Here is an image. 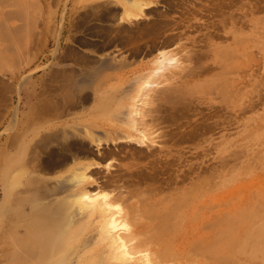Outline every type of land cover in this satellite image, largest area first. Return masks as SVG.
<instances>
[{
	"label": "rangeland",
	"instance_id": "rangeland-1",
	"mask_svg": "<svg viewBox=\"0 0 264 264\" xmlns=\"http://www.w3.org/2000/svg\"><path fill=\"white\" fill-rule=\"evenodd\" d=\"M0 1V230L2 226L6 228L4 235H2V241L0 239V264H147L146 262L142 263L145 260L144 253L136 254L138 256H135L134 261L121 263L122 261L118 259L119 257L111 252V247L107 240L102 239L99 234L100 219L97 213L93 212L90 215L79 211L76 207L66 209L60 206L62 197L71 195L73 191L71 183L64 182L66 180L65 177L71 173L70 169L79 168L80 162L84 164L85 161V165L95 164L98 166L97 168L92 169L90 167L91 170H86V172H90L86 173L87 176H93L94 179L90 177L92 180L90 184L87 183L81 187H76L75 191L77 193L86 189L87 193L90 194L91 192L90 196H98L101 191L116 193L118 190L113 184L109 185V187H107L108 185L102 188L99 187V189H97L98 186L94 187L95 184L104 185L107 177L113 173L114 179L118 178L119 186L126 183V180L129 182L123 185L126 188L125 191L123 189L125 197L116 201L126 212V216L123 217L121 214L120 219L122 223L127 225L128 229H135V224L139 221L144 223V220L145 222L148 220L147 214L143 211H138L139 215H137V212L135 213L136 215L134 214V217L137 216L136 219L132 216H127V212L130 209L129 205H140L141 202L153 200V196L155 200H165V204L170 207L174 204L173 211L175 213L172 212V219H169V217L163 221L166 228V234L164 233L166 235L165 240L170 243L167 246L170 247L172 256L165 257L161 264H264V0H156L157 3L154 4L153 8L151 7L152 10L151 8L145 10L142 15L143 21L141 19L137 20L138 22H129L122 19L124 11H122L121 0L118 3H116L117 1L112 3L111 0H109L111 3L103 0H91L88 3L90 5L84 8L85 10L81 7L82 5L79 6V4L75 3L73 9L79 7L82 8V12L95 13V16L108 7L117 8V13L115 14L117 17L119 16L118 13H121V19L112 20L109 25L97 28L105 29V35L98 32V34L95 33L96 37L95 34H81L76 38L62 29L65 18L68 21V17L70 18L73 14L71 0H59L58 3L45 1V35L41 32V3L33 0ZM7 3L13 4L9 6ZM7 12H11L13 19H7L9 18L8 14H6ZM12 13L14 14L12 15ZM150 23L153 25L151 24L150 26ZM1 24L3 25L1 26ZM166 24L167 26L171 24V26L166 28ZM161 27L165 31L157 30L161 29ZM120 28L123 34L120 33L121 35L116 34L114 36ZM95 29L93 28L92 30L97 31ZM107 29H112L113 31ZM125 29H127L128 33ZM107 33H109V36H107ZM148 33H151L152 35H150L154 37H151ZM171 35H176L177 38L171 42L172 45L170 43L162 44L164 39ZM149 36L150 38L148 39ZM128 37L131 39H128ZM153 39L155 40L153 41ZM12 41L14 42L11 43ZM137 41H140V43H137ZM63 42L67 45L75 43L86 48L85 51H77L75 47H70L68 49L73 52H65L67 58L73 59L75 54L80 57L79 59L76 56L74 59L81 60L82 68L80 71L84 73L76 77L77 79L80 76L77 79L78 81L75 82L76 85H80L79 81L93 82L94 76L97 77L98 75L107 79L104 83L105 85L101 86L103 88L98 93L91 86L87 88V94L90 95L91 99L88 100L89 104L81 108L83 113H81L79 108L70 109L61 97L59 100L55 99V95L64 93V90L59 88L60 82L56 84H59V87H57L50 81L45 82V79L42 78L43 75L52 74L53 71L54 74L58 73L57 67L52 65V60L57 59L60 44H63ZM94 42L99 45L104 42L105 47L103 46L102 48L105 49L95 51L94 46L98 44H93ZM121 42L123 43L120 44ZM151 42L153 43L152 45ZM90 44L93 45L90 46ZM127 45H131V47ZM154 45L157 48L151 51L148 47ZM124 46H126L125 49ZM129 50H134V53ZM223 51L231 55L224 54L226 58H222V55L216 58V52H221L222 54ZM196 52L202 54L205 52L204 55L207 57L205 56L204 61L206 60L209 63L219 61L216 69L194 80L197 82L196 84L200 85L208 83L205 88L202 91L200 90V92H193L194 94L192 95L183 96L181 103L173 111L176 118L173 115L170 119L171 121L166 120L155 125L150 124L151 128L148 132H141L144 130L142 127L140 128L141 122H137L135 125V128L139 129L138 131L131 129L128 126L129 104L127 105V102L133 93L138 90V87L142 89L137 101H139L138 104L141 105L140 108L143 111L156 107V105L151 103L155 96L160 94L173 95L171 88L175 85L173 84L174 81H171L169 76L159 77L157 75L160 73L158 68H160L162 63V55L171 54L174 56L173 62L171 64L166 63V65L171 66L177 72L180 69L176 68V65L184 67L189 64V61L184 59L185 54L188 53L189 55L191 53L190 55H194ZM80 53H83L81 55L83 57L80 56ZM71 55L72 57H70ZM123 56H127L125 61L122 60ZM229 56L233 59L229 60ZM175 58L180 59L177 61ZM105 59L109 60L105 62ZM88 60L91 65L95 66L97 64V69L87 68L86 66L83 68L84 62ZM229 62L231 64L228 65L227 63ZM114 63L116 65L115 68L113 67ZM55 64L58 63L55 62ZM220 67L224 69H219ZM221 70L224 71L222 72ZM94 71L97 72L95 73ZM162 72L167 74L169 71L164 70ZM224 72H227L225 73L226 75H224ZM219 74H221L220 76L223 79L215 83H226V81L228 82L227 84L230 83L229 85L224 84L226 86L224 90L227 91V87H229L228 91L236 90L234 96L230 95L229 92L227 97L224 94V99H221L223 97L221 95L224 92L218 95L219 90H213L215 89L213 80ZM75 83L72 84L75 85ZM209 85L211 87L208 89ZM149 93H152L153 96H150ZM100 97L105 98L101 99ZM186 97H189L188 100ZM193 98L195 99L193 100ZM227 99L230 101L228 102ZM53 101L55 103H58V101L62 102L59 103V106L52 109L49 105L54 103ZM182 102L184 105H182ZM214 103L224 106V109L217 116L211 113V106ZM187 104H189L188 107ZM166 105L171 108L168 103ZM251 105L252 108H250ZM52 112L63 113L61 120L58 123L50 122L45 124V113L52 115L54 114ZM65 114L68 116V120H66ZM221 117L226 120H222ZM145 119L151 122L152 116ZM167 121L170 123H167ZM88 122L91 124V131L94 133L95 138L103 143L100 146L101 149L97 145L92 146L93 154L80 155L78 152L81 144L85 145L86 142H90L89 139L82 135L84 134L82 131H85L84 128ZM72 127L75 129H72ZM67 130H70L72 135L69 136L71 139L68 138L65 141L64 134ZM150 130L155 132V134L150 135L153 134ZM128 133L132 134L133 137L127 139ZM144 133L147 137V142L142 140ZM68 143L75 144L73 152L76 153V158L72 159L73 161H69L68 167L55 166L54 170L52 168L50 170V167L47 168L49 161H53L52 159L55 158V155L57 158L58 153L62 157L69 154L71 157L68 156L72 158L73 154L71 153L73 152L68 149ZM122 143L125 145H122ZM126 144L128 145L126 146ZM142 144H146V147ZM150 144L153 145L151 146ZM132 145L135 146L130 147ZM53 146L54 150L52 149ZM149 147L157 150V155L154 158L148 156ZM128 148L132 149L129 150ZM106 150L107 152L108 150L114 151L116 155L113 154L112 157L106 156L104 159H102L103 157L99 159L98 157H101L102 153L105 154ZM115 150L120 152L121 156ZM49 152L51 155H47ZM136 153L140 155L137 156ZM77 154H79L78 157ZM44 160L45 167L42 168L41 166L39 168L37 165L42 164ZM112 169L113 171H111ZM120 171L121 173L118 174ZM140 171H142L141 174L136 173ZM27 173L35 177H42L48 181L51 179L49 182L53 185L56 181L60 182L59 184L55 183V186L56 184L60 186H56L55 189H61H58V191L54 189V195L52 191L45 190L41 194L33 190L34 187L31 190L27 189L25 185L26 181L28 182ZM122 173L128 174L123 177L125 181L122 178ZM100 174H107L108 176H101ZM95 177L99 180L95 179ZM93 181H95V184ZM65 185L66 187L64 188ZM67 185L70 186V189H68ZM141 191L142 193L140 194ZM12 192H18V201L11 202L9 200L6 202V196L10 197ZM187 192L192 195H188V197L195 198L196 195L202 194L203 199L200 201L195 199L191 206H187L188 208L179 207L178 198L181 201V198L185 197ZM182 203L183 201H181ZM202 203L203 205L206 204L204 205L205 208ZM224 203L228 204L225 205ZM213 204H216L215 207ZM161 205H158V207L162 208L165 206ZM257 205H259L258 208L256 207ZM250 207L251 209H249ZM183 210L187 211L186 216ZM202 210H204V213H201L203 212ZM257 210L258 213H256ZM190 212L192 213L190 214ZM212 213L217 216L212 215ZM224 213L231 214L226 215V218H221V215L225 216ZM2 215H4L3 219ZM220 218L224 220L220 221ZM197 219L198 221L201 219L200 224ZM38 220L43 224L46 223V231L49 233L46 236L48 237L45 236V232L40 235V232H42L40 229L43 224L40 225ZM182 220L184 221L182 222ZM190 220H194L195 223ZM196 222L199 225H196ZM226 222L227 224H225ZM35 223L40 226H37V228ZM233 223L235 225H232ZM200 225H203V229L205 228L204 226L206 228L203 230ZM44 226L43 231H45ZM189 227L191 228L189 229ZM231 227L236 228L235 230L232 228L231 231L229 229ZM32 228H36L35 232H33ZM222 229L225 231L224 234ZM229 231L231 232L229 233ZM28 232H31V238L29 237L30 234H27ZM217 234L224 236H217ZM207 236L208 238H206ZM32 237L37 238L40 243L45 242L44 238L47 239V254H45V248L42 251L40 243L38 242L39 244L36 245L37 240ZM39 237L42 239H39ZM171 237H173L172 240H170ZM63 240L66 241L61 244ZM32 241H36L34 242L35 245ZM211 242L217 243L212 244ZM218 242L220 243L218 244ZM59 243L60 246H58ZM129 244L130 248H132V242ZM179 244L181 245L179 246ZM18 245L19 248L17 249ZM209 245L213 247L210 248ZM149 248L148 252L152 254L154 248L152 246ZM191 248L195 250L191 251ZM24 249L25 256H23L24 253L22 252ZM31 249L33 252L36 250V252L33 254ZM185 249L186 251L183 252ZM204 250L205 253H203ZM214 251H216L215 254ZM222 254H224L225 258H222Z\"/></svg>",
	"mask_w": 264,
	"mask_h": 264
},
{
	"label": "bare ground",
	"instance_id": "bare-ground-1",
	"mask_svg": "<svg viewBox=\"0 0 264 264\" xmlns=\"http://www.w3.org/2000/svg\"><path fill=\"white\" fill-rule=\"evenodd\" d=\"M27 1H29V0H27ZM5 2V1H4ZM7 2V1H6ZM9 2V1H8ZM171 2V1H170ZM0 3H1V1H0ZM33 3V2H32ZM120 3H122V11H124L123 12V17H122V19H125L126 21H129V22H133V21H137V20H141L142 19V15L145 13V10H148V9H150L151 7L153 8V6H154V4H156L157 2H156V0H121L120 1ZM7 4H9V3H7ZM13 3H10L9 4V6L10 5H12ZM180 4V3H179ZM1 5V4H0ZM17 5V4H16ZM6 6V5H5ZM23 7V6H22ZM119 7V6H118ZM173 7V6H172ZM4 8V7H3ZM152 8H151V10H152ZM7 9H9V8H7ZM23 9H24V7H23ZM116 7H112V8H107L106 10H104L103 12H101V18H104L105 19V17H109V16H111L112 18H116L117 17V15H115L117 12H116ZM4 10V9H3ZM25 10V9H24ZM7 11V10H6ZM10 11V10H9ZM12 11V10H11ZM30 11V10H29ZM3 12H5V11H3ZM151 12V11H150ZM155 12V11H154ZM195 12V11H194ZM24 13V12H23ZM88 13V12H87ZM6 14H8V17L9 18H7V19H9L10 20V18L11 19H13V17L11 16V12H7ZM6 14H4V15H6ZM14 13H12V15H13ZM26 14V13H25ZM119 14V13H118ZM25 16V15H24ZM27 16V15H26ZM85 16V15H84ZM98 16V15H97ZM5 17H7V15L5 16ZM14 18H15V16H14ZM23 18H25V17H23ZM28 18V17H27ZM86 18V17H85ZM88 18V17H87ZM2 19H3V17H2ZM89 19V18H88ZM103 19V20H104ZM108 19V18H107ZM111 19V18H110ZM119 19V18H118ZM121 19V18H120ZM96 20V19H95ZM113 20V19H112ZM14 21V20H13ZM27 21V20H26ZM100 21H102V20H100ZM114 21H116V20H114ZM142 21H143V19H142ZM145 21V20H144ZM154 21H156V20H154ZM160 21V20H159ZM138 22V21H137ZM136 22V23H137ZM141 22V21H140ZM157 22H158V20H157ZM157 22H156V25H157ZM165 22H167V21H165ZM171 22V21H170ZM7 23H8V20H7ZM160 23V22H159ZM81 24V23H80ZM146 25H147V23H145ZM151 24L152 23H150V26H151ZM3 24H1V26H2ZM5 25V24H4ZM77 25V24H76ZM82 25V24H81ZM138 25V24H137ZM141 25H143V24H141ZM153 25V24H152ZM92 26V25H91ZM98 26V25H97ZM131 26V25H130ZM155 26V25H154ZM158 26V25H157ZM156 26V27H157ZM165 26H167V24L165 25ZM164 26V27H165ZM171 26V24L169 25V26H167L166 28H168V27H170ZM77 27V26H76ZM149 27V26H148ZM82 28V27H81ZM93 28H96L95 30H97V31H94V30H92ZM97 28H100V26L99 27H92V28H89V30H90V33H92L93 35L95 34V33H97L98 34V32H100V33H102L103 35H105L104 34V30L105 29H97ZM151 28V27H150ZM130 29V28H129ZM154 29H156V28H154ZM8 30V29H7ZM107 30H110V29H107ZM106 30V31H107ZM127 29H125V31H126ZM142 30V29H141ZM147 30V29H146ZM150 30V29H149ZM157 30H163L162 29V27H161V29H157ZM167 30V29H166ZM3 31V30H2ZM6 31V30H5ZM14 31V30H13ZM110 31H113L112 29L110 30ZM117 31V30H116ZM116 31H114V32H116ZM144 31H145V29H144ZM143 31V32H144ZM155 31V30H154ZM163 31H165V30H163ZM127 32V31H126ZM125 32V33H126ZM142 32V33H143ZM151 32V31H150ZM162 32V31H161ZM5 33V32H4ZM90 33H89V35H90ZM111 33V32H110ZM120 33H122L123 34V32H122V29L120 28V30L118 29V32H116L115 33V35L114 36H116V34H120ZM128 33V32H127ZM129 33H130V31H129ZM157 33V32H156ZM109 33H107V36H109L108 35ZM112 34V33H111ZM149 34V33H148ZM148 34H146V35H148ZM151 34V33H150ZM149 34V35H150ZM153 34H154V32H153ZM4 35V34H3ZM121 35V34H120ZM119 35V36H120ZM126 35V34H125ZM131 35H132V33H131ZM131 35H129L128 34V36L129 37H131ZM152 35V34H151ZM150 35V36H151ZM159 35V34H158ZM113 36V35H112ZM133 36V35H132ZM150 36L148 37V39L150 38ZM154 36H155V34H154ZM154 36H151V37H154ZM160 36H162V35H160ZM218 36V35H217ZM95 37H96V34H95ZM101 37V36H100ZM122 37V36H121ZM124 37V36H123ZM126 37H127V35H126ZM128 37V39H131V38H129ZM146 37V36H145ZM222 37V36H221ZM103 38V37H102ZM111 38V37H110ZM125 38V37H124ZM133 38V37H132ZM175 38H176V35H174V36H168L167 38H165L164 39V42L162 43V44H171V42H173V40H175ZM8 39V38H7ZM6 39V40H7ZM104 39V38H103ZM105 39H109V38H105ZM145 39V38H144ZM156 39V38H155ZM155 39H153V41L155 40ZM177 39V38H176ZM221 39V38H220ZM85 40V39H84ZM98 40V39H97ZM120 40H121V38H120ZM135 40H137V39H135ZM134 40V41H135ZM157 40V39H156ZM4 41V40H3ZM10 41V40H9ZM81 41V40H80ZM87 41H88V39H87ZM105 41V40H104ZM7 42V41H6ZM14 41H12L11 43H13ZM82 42V41H81ZM112 42H113V40H112ZM111 42V43H112ZM115 42V41H114ZM140 43V41H137V43ZM97 42H94L93 44H96ZM104 43V42H103ZM101 44L100 43V45L98 44V45H95L94 46V49H95V51H102V50H104L105 48H102L104 45H105V43L104 44ZM123 42H121L120 44H122ZM125 44H126V42H124ZM128 43H130V42H128ZM134 43V42H133ZM148 43H149V41H148ZM81 44V43H80ZM83 44H84V42H83ZM93 44H90V46L91 45H93ZM119 44V45H120ZM130 44H132V43H130ZM143 44V43H142ZM145 44V43H144ZM153 43L151 42V45H152ZM14 45H15V43H14ZM108 45H110V44H108ZM156 45V44H155ZM155 45L154 46H151V47H148V48H150V50L152 51V50H155V48H157V47H155ZM172 45V44H171ZM12 46H13V44H12ZM106 46H107V44H106ZM128 46V45H127ZM130 47H131V45H129ZM128 46V47H129ZM133 46V45H132ZM139 46V45H138ZM161 46H163V45H161ZM6 47V46H5ZM105 47V46H104ZM108 47V46H107ZM125 47L126 46H124V49H125ZM142 47V46H141ZM168 47V46H167ZM10 49V48H9ZM123 49V50H124ZM129 49V48H128ZM138 49V48H137ZM3 50H4V48H3ZM67 50V49H66ZM93 50V49H92ZM131 50V49H130ZM129 50V51H130ZM142 50V49H141ZM68 51H71V50H68ZM134 51V50H133ZM133 51H130L131 53L133 52ZM181 51V50H180ZM71 52H73V51H71ZM184 52V51H183ZM186 52V51H185ZM191 52V51H190ZM134 53V52H133ZM189 53V52H188ZM188 53H184L186 56L184 57L183 55H182V57H184V59L186 60V61H189V64L188 65H185L184 67H181L180 65H176L175 67L176 68H179L180 70H178L177 72H176V70L174 71L172 68H171V66H168V65H166V63H169V64H171L172 62H173V58H174V56H172L171 54H164V55H162V63H161V66H160V68H158V70H159V72L160 73H158L157 75L159 76V77H164V76H169V78H170V80L171 81H174V83L173 84H175V85H173V87L171 88L172 89V94L173 95H157V96H155L154 97V99L153 100H151V103L153 104V105H156V107L154 108H151V109H148V110H144L143 111V109H141L140 108V106L141 105H139L138 103H139V101H137L138 100V97H139V95H140V93H141V89L142 88H140V87H138V90H136L134 93H133V95L130 97V99H129V101L127 102V105L129 104V110H128V118L127 119H129V123H128V126H130L131 127V129H136V131H138L139 129L138 128H135V125H136V123L137 122H141V124L143 125H141L140 126V128L142 127L144 130L143 131H141V132H148L149 131V129L151 128L150 127V124H158V122L159 123H161V122H165L166 120H170L172 117H173V115H174V109H175V107L177 106V105H179L180 103H181V99L183 98V96H185V95H187V94H194V93H196V91H198V92H200V90L202 91V89L203 88H205V86L208 84V83H205V84H202V85H200V84H196L197 82L196 81H194L196 78H199V77H201V76H203L204 74H207L208 72H210V71H212V70H214V69H216L217 67H218V63H219V61H213L212 63H209V62H207L206 60L204 61V59L207 57L206 55H204L205 54V52H204V54H202V53H195L194 55H188ZM208 53V52H207ZM13 54V53H12ZM71 54V53H70ZM83 54V53H82ZM81 53H80V56L82 55ZM193 54V53H192ZM224 54H230V53H225L224 51H223V53L221 54V52L219 53V52H216V58H218V56H221L222 55V58H226V56H224ZM14 55V54H13ZM73 55V54H72ZM72 55L70 56V57H72ZM79 55V54H78ZM175 55V54H174ZM231 55V54H230ZM64 56V55H63ZM77 55L75 54V56H74V58L76 57ZM176 56V55H175ZM206 56V57H205ZM228 56V55H227ZM235 56V55H234ZM81 57H83V56H81ZM181 57V58H182ZM230 57V56H229ZM64 58V57H63ZM69 58V57H68ZM77 58H79L80 59V57H78L77 56ZM103 58V57H102ZM177 58V57H176ZM175 58V59H176ZM231 58L232 57H230V58H228L229 60H231ZM93 59V58H92ZM114 59H116V58H114ZM125 59H127V56H123L122 57V60L123 61H125ZM180 59V58H179ZM179 59H176L177 61L179 60ZM228 59H225V60H228ZM233 59V58H232ZM78 60V59H77ZM85 60V59H84ZM90 60V59H89ZM89 60L88 61H86V62H84L85 64H83L84 66H83V68L86 66L87 68H91L92 67V69H97V67H96V65L97 64H95V66L94 65H91V64H89ZM95 60V59H94ZM98 60V59H97ZM100 60V59H99ZM106 60H109V59H105V62H106ZM208 60V59H207ZM81 61V60H80ZM83 61V60H82ZM91 61V60H90ZM93 61V60H92ZM96 61V60H95ZM184 61V60H183ZM224 61V60H223ZM95 63V62H94ZM93 63V64H94ZM97 63V62H96ZM165 63V64H164ZM100 64V63H99ZM102 64V63H101ZM224 64V63H223ZM228 65L229 64H231L230 62L229 63H227ZM227 66V65H226ZM114 68L116 67V65H115V63H114V66H113ZM233 67V66H232ZM75 69V68H74ZM219 69H224L223 67H220ZM234 69V68H233ZM70 70V69H69ZM164 70H168L169 72L167 73V74H165V72H162L161 73V71H164ZM73 71V70H72ZM222 71V70H221ZM224 71V70H223ZM222 71V72H223ZM233 71V70H232ZM54 72V71H53ZM95 73L97 72V71H94ZM228 73H229V71H227ZM227 72H224V75H226L225 73H227ZM56 73V72H55ZM79 73V72H78ZM78 73H75V75L76 74H78ZM233 73V72H232ZM65 74V73H64ZM72 74H73V72H72ZM98 74V73H97ZM55 75V74H54ZM57 75H59V73L57 74ZM66 75V74H65ZM71 75V74H70ZM70 75H68L67 77H69V78H67L68 80L69 79H71L70 78ZM74 75V76H75ZM80 75V74H79ZM221 74H219V75H215L216 76V78H215V80H213L214 81V83L216 82V81H218V80H220V79H223L221 76H220ZM223 75V76H224ZM53 76V75H52ZM56 76V75H55ZM60 76V75H59ZM78 76V75H77ZM76 76V77H77ZM220 76V77H219ZM51 77V76H50ZM80 77V76H79ZM79 77L77 78V79H79ZM95 78H94V80H93V82H88V81H86V82H79V84L80 85H76V83H75V85H73L70 81H68L66 78H63V81L62 82H60L61 83V85H56L57 87H59L60 88V90H64V93L61 95L62 96V98L61 99H63L64 100V102H65V104H66V106H69V108L71 109V108H79L80 109V111H81V113H83V111H82V109L81 108H84L87 104H89L88 102V100H90L91 99V97H90V95H88L87 93V88L88 87H93V90L94 91H96V93H98L99 91H101V89L103 88V87H101L102 85H105L104 83L106 82V80L107 79H105V78H103V76H100V75H98L97 77L96 76H94ZM54 78V77H53ZM60 78V77H59ZM76 80V79H75ZM78 81V80H77ZM58 82V81H57ZM73 83H74V81H73ZM163 83V82H162ZM228 82L226 81V83L225 82H222V83H215L214 85H215V89H213V90H219V92L217 93L218 95H221L223 92V94L221 95V96H223L221 99H224V97H225V95H226V97H227V95L229 94V92H230V95H235V91L236 90H234V91H228V88L229 87H227V91H225L224 89L226 88V86L225 85H229V84H227ZM51 84V83H50ZM54 84V83H53ZM159 84V83H158ZM161 84V83H160ZM213 84V83H212ZM211 84V85H212ZM225 84V85H224ZM11 85V84H10ZM163 85V84H162ZM211 85H209L207 88L209 89V87H211ZM53 87V86H52ZM201 87V88H200ZM11 88V87H10ZM200 88V89H199ZM214 88V87H213ZM231 88V87H230ZM159 89V88H158ZM211 89V88H210ZM10 90V89H9ZM50 90V89H49ZM57 90V89H56ZM59 90V89H58ZM212 90V91H213ZM232 90V89H231ZM12 91V90H11ZM109 91V90H108ZM207 91V90H206ZM161 92V91H160ZM194 92V93H193ZM215 92V91H214ZM217 92V91H216ZM51 93V92H50ZM168 93V92H167ZM227 93V94H226ZM252 93V92H251ZM90 94V93H89ZM146 94V93H145ZM150 94V93H149ZM169 94V93H168ZM225 94V95H224ZM148 95V94H147ZM147 95H146V97H147ZM152 95V93L150 94V96ZM97 96H98V94H97ZM149 96V98H151ZM153 96V95H152ZM190 97V96H189ZM188 97V98H189ZM229 97H231V96H229ZM229 97H228V99H229ZM101 99L102 98H105V97H100ZM187 98V97H186ZM188 98H187V100H188ZM56 99V98H55ZM58 100L60 99V98H57ZM195 98H193V100H194ZM204 99H206V98H204ZM226 99V98H225ZM227 99V100H228ZM231 99V98H230ZM252 99V98H251ZM147 100V99H146ZM184 100V99H183ZM186 100V99H185ZM56 101V100H55ZM190 101V100H189ZM197 101V100H196ZM230 100H228V102H229ZM54 102V101H53ZM60 102H62V101H60ZM59 101H58V103H52L51 105H49V107H51L52 109L54 108V107H56V106H59V103H60ZM192 102V101H191ZM190 102V103H191ZM204 102V101H203ZM150 103V104H151ZM169 104V105H171L170 107L171 108H169L166 104ZM194 103V102H193ZM142 104V103H141ZM148 104V103H147ZM254 104V103H253ZM62 105V104H61ZM182 105H184V103L182 102ZM188 105L189 104H187V107H188ZM234 105V104H233ZM186 106V105H185ZM192 106H193V104H192ZM250 106V105H249ZM147 107H148V105H147ZM206 107V106H205ZM227 108V107H226ZM250 108H252V105H251V107ZM2 109V108H1ZM191 109V108H190ZM224 109V106L223 105H221V104H213L212 106H211V113H212V115H215V116H217L219 113H221V111ZM232 109H233V106H232ZM51 111V110H50ZM183 111V110H182ZM184 111H186V110H184ZM188 111V110H187ZM186 111V112H187ZM194 111H196V110H194ZM185 112V113H186ZM52 113H55V112H52ZM81 113H79V114H81ZM183 113V112H182ZM228 113V112H227ZM178 114V113H177ZM84 115V114H83ZM82 115V116H83ZM179 115V114H178ZM183 115H185L184 113H183ZM187 115H188V113H187ZM151 117L152 116V119H150L151 120V122H149V121H147L145 118L147 117ZM174 117L176 118V116L174 115ZM178 117V116H177ZM182 117V116H181ZM180 117V118H181ZM223 117V116H222ZM221 117V118H222ZM179 118V119H180ZM183 118V117H182ZM226 118V117H225ZM138 119V120H137ZM209 120V119H208ZM208 120H206V121H208ZM211 120V119H210ZM222 120H224L223 118H222ZM226 120V119H225ZM224 120V121H225ZM171 121V120H170ZM175 121V120H174ZM177 121V120H176ZM205 121V122H206ZM167 123H170L169 121H167ZM212 123H216V122H212ZM219 123V122H218ZM223 123V122H222ZM221 124V123H220ZM91 124L88 122L87 123V125H85V128H84V130L85 131H82V133H84V134H82L83 135V137H85V138H87V139H89L90 140V142L88 141V142H86L85 143V145L83 144H81V147H79V154L80 155H85V154H87V155H91V154H93V152H92V146L93 145H97L98 147H100V146H102V143H101V141L100 140H97L96 138H95V136H94V133L91 131V126H90ZM97 125V124H96ZM205 125V124H204ZM127 126V127H128ZM202 126V125H201ZM197 127V126H196ZM48 128V127H47ZM161 128V127H160ZM198 128V127H197ZM72 129H75V128H73L72 127ZM79 129V128H78ZM152 130H153V128H152ZM152 130H150V132L152 131ZM210 130V129H209ZM60 131V130H59ZM59 131H55V132H59ZM129 131V130H128ZM127 131V132H128ZM197 131V130H196ZM205 131V130H204ZM80 132V131H79ZM209 132V131H208ZM61 133V132H60ZM59 133V134H60ZM152 133L153 134H150V135H154L155 134V132H153L152 131ZM161 133V132H160ZM185 133V132H184ZM188 133V132H187ZM207 133V132H206ZM56 135H57V133H56ZM72 134H71V131L70 130H67L66 132H65V134H64V140L65 141H67L66 139H68V138H70L69 136H71ZM143 135V134H142ZM161 135V134H160ZM190 135V134H189ZM138 136V135H137ZM156 136V135H155ZM155 136H154V138H155ZM183 136V135H182ZM133 136H132V134H127V139H129V138H132ZM157 137V136H156ZM197 137V136H196ZM51 138V137H50ZM58 138V137H57ZM160 138V137H159ZM189 138V137H188ZM191 138H192V136H191ZM191 138H189V139H191ZM59 139V138H58ZM71 139V138H70ZM73 139V138H72ZM171 139V138H170ZM170 139H169V141H170ZM137 140V139H136ZM142 140H143V142H145L146 140H147V137H146V135H145V133H144V135H143V138H142ZM153 140V139H152ZM173 140H175V139H173ZM187 140V139H186ZM56 141V140H55ZM54 141V142H55ZM106 141H107V139H106ZM105 141V142H106ZM110 141V140H109ZM129 141V140H128ZM167 141V140H166ZM165 141V142H166ZM169 141H168V143H169ZM72 142V141H71ZM83 142V141H82ZM147 142V141H146ZM184 142V141H183ZM92 143V144H91ZM127 143V142H126ZM179 143V142H178ZM147 144H149V143H147ZM175 144V143H174ZM173 144V145H174ZM66 145V144H65ZM69 145V146H68ZM116 145V144H115ZM122 145H125V144H123L122 143ZM121 145V146H122ZM128 144H126V146H127ZM130 145V144H129ZM143 146H145L146 147V144H142ZM151 146L153 145V144H150ZM67 146H68V149L70 150V152L72 151H74V149H75V144L73 143V144H71V143H68L67 144ZM117 146V145H116ZM119 146H120V143H119ZM133 146H135V145H132V146H130V147H133ZM149 146V145H148ZM148 146H147V148H148ZM150 146V147H151ZM40 147V146H39ZM59 147V146H58ZM114 147V146H113ZM149 147V148H150ZM49 148H51V147H49ZM66 148V147H65ZM136 148V147H135ZM153 148V147H152ZM152 148H150L149 149V151H148V156H150V157H155L156 155H157V150H155V149H152ZM157 148V147H156ZM53 150H54V146H53V148H52ZM58 149V148H57ZM100 149H101V147H100ZM114 149V148H113ZM116 149V148H115ZM125 149V148H124ZM129 149V148H128ZM130 149H132V148H130ZM129 149V150H130ZM143 149V148H142ZM58 150H60V149H58ZM111 150V149H110ZM110 150H108V152H107V150H106V152H105V154H103L102 153V156L101 155H99V154H97L98 156H101V157H98L99 159L100 158H102V159H104V157H106V156H111L112 157V155L113 154H115L116 155V153L114 152V151H110ZM120 150L121 151H123L122 150V148H120ZM140 150V149H139ZM148 150V149H147ZM52 151V150H51ZM97 151V150H96ZM116 152H117V150H115ZM125 151V150H124ZM133 151V150H132ZM136 151V150H135ZM76 152V151H75ZM103 152V151H102ZM43 153V152H42ZM55 153V152H54ZM118 154L120 153V152H117ZM140 153V152H139ZM144 153V152H143ZM50 154V152L47 154V155H49ZM66 154V153H65ZM64 154V155H65ZM71 154H73L72 155V158H70L68 155H65V156H61V154H57V158H56V155H55V158H53L52 160L53 161H49V164H47L48 166H47V168L48 167H50V170H51V168L53 169V168H55V166L56 167H58V166H63V167H65V166H67L68 165V163H70L69 161L71 160V161H73L72 159H74V158H76V153H71ZM79 154H77V157H78V155ZM138 153H136V155H137ZM142 154V153H141ZM51 155V154H50ZM96 155V156H97ZM120 156H121V154H119ZM119 155H117L118 157H119ZM126 155V154H125ZM140 155V154H139ZM139 155H137V156H139ZM45 157H46V154H45ZM52 157V156H51ZM109 157H107L108 159H109ZM130 157V156H129ZM135 157V156H134ZM146 157H147V154H146ZM121 158V157H120ZM137 158V157H136ZM143 158H144V154H143ZM148 158V157H147ZM43 159V158H42ZM47 159V158H46ZM51 159V158H50ZM54 159H55V161H54ZM101 159V160H102ZM110 159H112V158H110ZM118 159V158H117ZM128 159V158H127ZM34 160V159H33ZM91 161H92V159H90ZM119 160H121V159H119ZM145 160V159H144ZM37 161V160H36ZM88 161V160H87ZM115 161V160H114ZM35 162V161H34ZM37 162H39V161H37ZM48 162V161H47ZM75 162V161H74ZM86 162V161H85ZM85 162H84V164H82L81 162H80V166H79V168H72V169H70L71 170V173L69 174V175H67V177H65V179L66 180H64V182H70L71 183V186L73 187V191H72V194L71 195H67V196H64V197H62V200H60V206L61 207H63V208H69V207H76V208H78L79 209V211H83V213H88V214H90V215H92L93 214V212L94 213H97L98 214V216H99V219H100V222H99V226H98V229H99V234H100V236H101V238L102 239H104V240H107V242H108V244L110 245V247H111V252L112 253H114L115 255H117L119 258V260H121L122 262L121 263H125V262H130V261H134L133 259L135 258V256H138V255H136V254H139V253H144L145 254V256H144V259L145 260H143L142 261V263H144V262H146L147 264H161V262L163 261V259L165 258V257H167V256H172V253L170 252L171 250H170V247L169 246H167V244H170V243H167V241L165 240L166 238V233H165V230H166V228H165V222H163L164 220H166L167 218H169V219H172L171 217H172V212L173 213H175L174 211H173V208L175 207H173V205L174 204H172L171 205V203H170V205H171V207L169 206V205H166L165 204V200H155L154 199V196H153V200H147V201H144V202H141V204L140 205H129L128 207H130V209H129V212H127V216H132L133 218H137V216L136 217H134V214L137 212L138 213V211H143V212H145L146 214H147V219L148 220H146L147 222H145V220H144V223H143V221L142 222H138L137 224H135L136 225V227H135V229H128V227H127V225L125 224V223H122L121 222V219H120V217H121V214L123 215V217H125L126 216V212H124V210H123V208H121L120 207V205L116 202V201H118V200H122V198H124L125 196H124V192H123V189H124V191H125V187L123 186L124 184H126L128 181L126 180L125 181V179L123 178L124 176H125V174L126 173H122L121 175H122V178L124 179V181L126 182V183H124V184H122V185H120L119 186V183L117 182L118 181V178L117 177H115V178H117V179H114V176H113V174L111 175V176H109V177H107V179H106V181H105V184L104 185H102V186H99V185H96L94 182L95 181H93V183L95 184V186L94 187H96V186H98V188L97 189H99V187H105V186H107V187H109V185H111V184H113L114 186H115V188L118 190L116 193L115 192H106V191H104V192H102L101 191V193H99V195L98 196H90V194H91V192H90V194L89 193H87V189L86 190H84V191H79L78 193L75 191V188L76 187H81V186H83V185H85V184H87V183H91V179H90V177H92L93 178V176H90V177H88L87 176V174L86 173H88V172H86V170H88V169H90V167H92V169L93 168H97V166L98 165H93V164H86L85 165ZM90 163V162H89ZM92 163V162H91ZM109 163V162H108ZM72 164V163H71ZM78 164V163H77ZM109 164H111V163H109ZM74 165V164H73ZM164 165V164H163ZM253 165V164H252ZM39 168H41V166H42V168L43 167H45V160L44 161H42V164H39V165H37ZM71 166V165H70ZM68 167V166H67ZM66 167V168H67ZM111 167V166H110ZM259 167V166H258ZM138 169V168H137ZM140 169H141V167H140ZM170 169V168H169ZM43 170V169H42ZM54 170V169H53ZM91 170V169H90ZM106 170H108V169H106ZM134 170H136V169H134ZM168 170V169H167ZM109 171V170H108ZM107 171V172H108ZM111 171H113V169L111 170ZM42 172V171H41ZM91 172H94V171H91ZM106 172V173H107ZM110 172V171H109ZM116 172V171H115ZM124 172V171H123ZM126 172V171H125ZM141 172L142 171H140V172H136L137 174L139 173V174H141ZM144 172V171H143ZM40 173V172H39ZM61 173H62V171H61ZM90 173V172H89ZM98 173H99V171H98ZM97 173V174H98ZM121 173V171L118 173V174H120ZM131 173V172H130ZM148 173V172H147ZM67 174V173H66ZM94 174H96V173H94ZM103 174V173H102ZM102 174H100L101 176H104V175H107V174H104V175H102ZM109 174V173H108ZM111 174V173H110ZM150 174V173H149ZM161 174V173H160ZM188 174V173H187ZM58 175V174H57ZM62 175V174H61ZM64 175V174H63ZM93 175V174H92ZM126 175H128V174H126ZM133 175V174H132ZM48 176V175H47ZM97 176V175H96ZM108 176V175H107ZM130 176V175H129ZM138 176V175H137ZM199 176V175H198ZM26 177H27V179H28V182L26 181V183H25V185L27 186V189L29 188L30 190L32 189V187H34L33 188V190H36L37 192H45V190L46 191H52V193H53V191H54V189L56 188V186H59V185H57V184H59L57 181V184H56V186H55V183H54V185L53 184H51L49 181L51 180V179H49V181L48 180H46V179H43L42 177H35V176H32L30 173H27V175H26ZM118 177H119V175H118ZM121 177V176H120ZM126 177V176H125ZM140 177V176H139ZM148 177V176H147ZM186 177V176H185ZM204 177V176H203ZM46 178V177H45ZM98 178H99V175H98ZM98 178H96L95 177V179H98ZM101 178H103V177H101ZM105 178H106V176H105ZM129 178H131V177H129ZM94 179V178H93ZM127 179V178H126ZM133 179V178H132ZM140 179V178H139ZM138 179V180H139ZM205 179V178H204ZM99 180V179H98ZM98 180H96V181H98ZM120 180V179H119ZM60 181H62L61 179H60ZM103 181V180H102ZM123 181V180H122ZM122 181H121V183H122ZM131 181V180H130ZM201 181V180H200ZM100 182V181H99ZM209 182H211V181H209ZM102 183V182H101ZM129 183V182H128ZM133 183V182H132ZM138 183V182H137ZM197 183H198V181H197ZM88 184V185H89ZM97 184H99L98 182H97ZM142 184V183H141ZM181 184H182V181H181ZM195 184V183H194ZM52 185H53V187H52ZM92 186H93V184H91ZM132 185V184H131ZM131 185H130V187H131ZM196 185V184H195ZM113 186V187H114ZM60 187V186H59ZM66 187V185L64 186V188ZM67 187H68V189H70V186H68L67 185ZM90 187V186H89ZM58 188V187H57ZM100 188V189H101ZM115 188H114V191H115ZM58 189H61V188H58ZM58 189L56 190V191H58ZM67 189V190H68ZM82 189V188H81ZM206 189V188H205ZM204 189V190H205ZM209 190V189H208ZM56 191H55V193H56ZM109 191H110V189H109ZM89 192V191H88ZM126 192H128V191H126ZM170 192V191H169ZM206 192V191H205ZM204 192V193H205ZM18 192H12V193H10V197H8V195L6 196L7 198H6V202H8L9 200H11V202H17L18 201V194H17ZM41 193V194H42ZM142 193V191L140 192V194ZM148 193V192H147ZM191 193H192V191H191ZM191 193L189 194L188 192L187 193H185V197H182L181 198V201H183V203L181 204V201H180V198H178V204H179V207L181 206V207H186V208H188L189 206H191L193 203H194V200L196 199V201H200L201 199H203V197H202V194L201 195H196L195 196V198L194 197H188V195H190V196H192L191 195ZM97 194V193H96ZM145 195H146V193H144ZM184 194V193H183ZM187 194V195H186ZM193 194V193H192ZM207 194H208V192H207ZM37 195V194H36ZM53 195H54V193H53ZM93 195H95V194H93ZM204 195V194H203ZM136 196H137V194H136ZM181 196V195H180ZM25 197V196H24ZM179 197V196H178ZM21 198V197H20ZM22 198H23V196H22ZM131 198V197H130ZM130 198H129V200H130ZM157 198V197H156ZM171 198V197H170ZM191 198V199H190ZM206 198V197H205ZM56 199H57V197H56ZM59 199V198H58ZM149 199V198H148ZM158 199V198H157ZM169 199V198H168ZM168 199H166L167 201H168ZM254 199H256V198H254ZM174 200H175V198H174ZM170 201H171V199H170ZM195 201V202H196ZM207 201V200H206ZM57 202V201H56ZM211 202V201H210ZM250 202V201H249ZM258 202H259V200H258ZM57 203H59V202H57ZM135 203V202H134ZM133 203V204H134ZM207 203V202H206ZM248 203V202H247ZM261 203V202H260ZM137 204V203H136ZM161 204H163V205H165L164 207H162V208H159L158 207V205H161ZM190 204V205H189ZM225 205H227L226 203H224ZM59 205V204H58ZM202 205H203V203H202ZM204 205H206V204H204ZM203 205V206H204ZM212 205V204H211ZM214 205V204H213ZM216 205V204H215ZM215 205H214V207H215ZM127 206V205H126ZM162 206V205H161ZM188 206V207H187ZM258 206L259 205H257L256 207L258 208ZM198 207H200L199 205H198ZM209 207H210V205H209ZM217 207H218V205H217ZM249 207V206H248ZM197 208V207H196ZM204 208H205V206H204ZM211 208V207H210ZM235 208V207H234ZM249 209H251V207L249 208ZM260 209V208H259ZM197 210H199V209H197ZM210 210V209H209ZM212 210H213V208H212ZM89 211H91L90 213H89ZM170 211H171V213H170ZM184 211V210H183ZM194 211H196V210H194ZM203 212H201V213H204V210H202ZM185 212V211H184ZM193 212V211H192ZM192 212H190V214L192 213ZM206 212V211H205ZM209 212V211H208ZM207 212V214H209ZM213 212V211H212ZM217 212V211H216ZM224 212V211H223ZM226 212V211H225ZM249 212H250V210H249ZM181 213V212H180ZM211 213V212H210ZM218 213V212H217ZM256 213H258V210H257V212ZM59 214V213H58ZM171 216H170V215ZM183 214V213H182ZM186 214H187V211L185 212V216H186ZM194 214V213H193ZM192 214V215H193ZM221 214V213H220ZM229 214H231V213H229ZM229 214H225L224 213V215L225 216H223V215H221L222 217L221 218H226V215H229ZM251 214V213H250ZM255 214V213H254ZM253 214V215H254ZM136 215V214H135ZM137 215H139V213L137 214ZM141 215V214H140ZM178 215H180V214H178ZM212 215H216V214H213L212 213ZM3 217H2V219L4 218V215H2ZM173 216H175V215H173ZM181 216V215H180ZM183 216V215H182ZM197 216V215H196ZM200 216V215H199ZM204 216V215H203ZM209 216H210V214H209ZM217 216V215H216ZM215 216V217H216ZM220 216V215H219ZM249 216H251V215H249ZM255 216V215H254ZM143 217V216H142ZM194 217V216H193ZM241 217V216H240ZM146 218V217H145ZM175 218V217H174ZM177 218V217H176ZM180 218H182V217H180ZM179 218V219H180ZM200 218V217H199ZM208 218H210V217H208ZM220 218V219H221ZM239 218V217H238ZM132 219V218H131ZM194 219V218H193ZM206 219H207V216H206ZM218 219V218H217ZM95 220V219H94ZM130 220V219H129ZM133 221H134V219H132ZM210 220H211V218H210ZM224 219H221L220 221H223ZM233 220V219H232ZM131 221V220H130ZM171 221V220H170ZM181 221V220H180ZM184 220H182V222H183ZM190 221H193V223H195L194 222V220H190ZM197 221H198V219H197ZM200 221H201V219H200ZM200 221H198V223L200 222ZM207 221H208V219H207ZM215 221V220H214ZM219 221V222H220ZM227 221H228V219H227ZM236 221H238V220H236ZM235 221V222H236ZM243 221V220H242ZM176 222V221H175ZM203 222V221H202ZM209 222V221H208ZM208 222H206L207 224H208ZM230 222H232V221H230ZM229 222V223H230ZM234 222V223H235ZM38 223L40 224V225H42L43 223H41V222H39V220H38ZM38 223H35L36 224V227L37 226H40V225H38ZM126 223H127V221H126ZM212 223V222H211ZM215 223V222H214ZM232 224V225H235V224ZM238 223V222H237ZM242 223V222H241ZM46 224V223H45ZM45 224H43V226L45 225ZM128 224H130V223H128ZM184 224V223H183ZM200 224V223H199ZM199 224H197V222H196V225H199ZM225 224H227V222L225 223ZM224 224V225H225ZM131 225V224H130ZM129 225V226H130ZM171 225V224H170ZM177 226H178V224H176ZM195 225V224H194ZM205 225V224H204ZM216 225H218L217 223H216ZM220 225V224H219ZM223 225V226H224ZM237 225V224H236ZM34 226V225H33ZM43 226L41 227V229H40V227H39V229H40V231H42V232H40V235H43V234H41V233H43V232H45V236L47 235V234H49L46 230H47V228H46V225L44 226L45 227V231H43L42 229H43ZM175 226V225H174ZM201 226V225H200ZM203 226V225H202ZM201 226V227H202ZM231 226V225H230ZM166 227H167V224H166ZM173 227V226H172ZM171 227V228H172ZM180 227H182V226H180ZM198 227V226H197ZM205 228H206V226H204ZM211 227V226H210ZM215 227V226H214ZM219 227H221V226H219ZM38 228V227H37ZM191 227H189V229H190ZM195 228V227H194ZM204 228V229H205ZM212 228V227H211ZM232 228L235 230V228L234 227H231V228H229L231 231H232ZM31 229V228H30ZM29 229V230H30ZM33 229V228H32ZM36 229V228H35ZM35 229H33L34 231L33 232H35ZM178 229H180L179 227H178ZM187 229V228H186ZM202 229H203V227H202ZM203 229V230H204ZM216 229V228H215ZM256 229V228H255ZM5 230H6V228L4 227V226H2V228H1V241H2V235H4V233H5ZM177 230V229H176ZM192 230V229H191ZM220 230V229H219ZM28 231V230H27ZM122 231H124V232H122ZM171 231V230H170ZM174 231V230H173ZM193 231V230H192ZM191 231V232H192ZM201 231V230H200ZM206 231V230H205ZM212 231H213V229H212ZM231 231H229V233L231 232ZM249 231V230H248ZM253 231V230H252ZM177 232V231H176ZM178 232H179V230H178ZM178 232H177V234H178ZM197 232H199V231H197ZM221 232V231H220ZM222 232H223V234H224V232L225 231H223V229H222ZM250 232V231H249ZM254 232V231H253ZM19 233V232H18ZM31 233V232H30ZM29 232L27 233V234H30ZM36 233L37 234H39L38 233V231H36ZM165 233V234H164ZM170 233V232H169ZM183 233H184V231H183ZM193 233H195V232H193ZM201 233V232H200ZM203 233V232H202ZM205 233V232H204ZM217 233H218V231H217ZM251 233V232H250ZM20 234V233H19ZM26 234V233H25ZM213 234H214V232H213ZM245 234V233H244ZM16 235H18V234H16ZM31 235L32 234H30V238H31ZM39 235V236H40ZM168 235V234H167ZM172 235H174V234H172ZM182 235V234H181ZM181 235H180V237H181ZM185 235V234H184ZM199 235H201V234H199ZM198 235V236H199ZM220 235H222V234H220ZM220 235H218L217 234V236H220ZM230 235V234H229ZM28 236V235H27ZM38 236V235H37ZM168 236H170V235H168ZM186 236V235H185ZM216 236V235H215ZM222 236H224V235H222ZM253 236V235H252ZM35 237V236H34ZM46 237H48V236H46ZM182 237H184V236H182ZM200 237V236H199ZM28 238V237H27ZM33 238V237H32ZM41 237H39V239H40ZM168 238H170V237H168ZM191 238V237H190ZM195 238V237H194ZM204 238V237H203ZM203 238H201V239H203ZM206 238H208V236L206 237ZM213 238H215V237H213ZM218 238V237H217ZM219 238H221V237H219ZM223 238V237H222ZM228 238V237H227ZM232 238V237H231ZM19 239V238H18ZM34 240H37V242L36 241H34V242H36L37 244L36 245H38L39 243H40V241L36 238H33ZM32 239V240H33ZM42 239V238H41ZM173 239V237H171V239L170 240H172ZM187 239V238H186ZM216 239V238H215ZM12 240V239H11ZM22 240V239H21ZM218 240V239H217ZM13 241V240H12ZM28 241V240H27ZM43 241V240H42ZM44 241L45 242H41L39 245H40V248L42 249V251H43V249H44V251H45V254H47L48 252H47V243H48V241H47V239L46 238H44ZM64 241H66V240H63V241H61V244H63L64 243ZM181 241V240H180ZM187 241V240H186ZM191 241V240H190ZM221 241H222V239H221ZM236 241V240H235ZM240 241V240H239ZM14 242V241H13ZM12 242V243H13ZM29 242H31V241H29ZM33 242V241H32ZM33 242V243H34ZM39 242V243H38ZM132 242V248H130V244L129 243H131ZM169 242H171V241H169ZM234 242V241H233ZM244 242V241H243ZM16 243V242H15ZM187 243V242H186ZM212 243V242H211ZM213 243H217V242H213ZM212 243V244H213ZM220 242H218V244H219ZM241 243V242H240ZM182 244V243H181ZM181 244H179V246L181 245ZM187 244H189V243H187ZM198 244V243H197ZM211 244V245H212ZM34 245H35V243H34ZM186 245V244H185ZM192 245V244H191ZM201 245V244H200ZM203 245H206V244H203ZM217 245V244H216ZM228 245V244H227ZM235 245V244H234ZM234 245H232L233 247H234ZM25 246V245H24ZM58 246H60V243H59V245ZM150 246H152L153 248V252H152V254L150 253V252H148V250H150ZM174 246L175 247H177L175 244H174ZM210 246V245H209ZM208 246V247H209ZM215 246V245H214ZM217 246H219V245H217ZM22 247V246H21ZM30 247V246H29ZM168 247V248H167ZM186 247V246H185ZM190 247V246H189ZM195 247H196V245H195ZM200 247V246H199ZM211 247H213V246H210V248ZM236 247V246H235ZM258 248H259V246H257ZM19 248V245L17 246V249ZM32 248V247H31ZM60 248V247H59ZM182 248V247H181ZM215 248V247H214ZM213 248V250H215ZM217 248V247H216ZM30 249V248H29ZM28 249V251H30ZM33 249V248H32ZM31 249V250H32ZM172 249V248H171ZM174 250H175V248H173ZM183 249H184V247H183ZM198 249H200V248H198ZM205 249V248H204ZM206 249H207V247H206ZM218 249V248H217ZM20 250V249H19ZM18 250V251H19ZM177 250V249H176ZM192 250H195L194 248H191V251ZM201 250H202V248H201ZM230 250V249H229ZM22 251V250H21ZM20 251V252H21ZM27 251V252H28ZM182 251V250H181ZM184 251H186V249L185 250H183V252ZM23 253L25 252V249L22 251ZM31 252H33V250L31 251ZM30 252V253H31ZM35 252H36V250H35ZM35 252H33V254L35 253ZM177 252H178V250H177ZM177 252H176V254H177ZM215 252L216 251H214V254H215ZM23 253H22V255H23ZM40 253V252H39ZM203 253H205V250H204V252ZM212 253V252H211ZM32 254V255H33ZM187 254H188V252H187ZM234 254V253H233ZM29 255V254H28ZM27 255V256H28ZM31 255V256H32ZM179 255V254H178ZM223 255V257L222 258H225L224 257V254H222ZM23 256H25V253H24V255ZM30 256V255H29ZM34 256V255H33ZM44 256V255H43ZM112 256V255H111ZM174 256V255H173ZM114 257V256H113ZM112 257V258H113ZM142 257V256H141ZM214 257V256H213ZM212 257V258H213ZM230 257V256H229ZM115 258V257H114ZM171 258V257H170ZM173 258V257H172ZM215 259V258H214ZM141 260V259H140ZM220 260H221V258H220ZM231 260H233V259H231ZM227 261V260H226ZM153 262V263H152ZM228 262V261H227ZM7 263V262H6ZM22 263V262H21ZM27 263V262H26ZM141 263V262H140ZM196 264H198V263H196ZM211 264V263H210Z\"/></svg>",
	"mask_w": 264,
	"mask_h": 264
},
{
	"label": "crops",
	"instance_id": "crops-1",
	"mask_svg": "<svg viewBox=\"0 0 264 264\" xmlns=\"http://www.w3.org/2000/svg\"><path fill=\"white\" fill-rule=\"evenodd\" d=\"M33 1L42 4V30H41V32H42L43 35H45V1H47V2L51 1V2H54V3H58L59 0H33ZM89 1H91V0H71V2H72L71 8H72L73 14H72V16L70 18L68 17V21L65 18V23H64V25L62 27L63 31L66 30L68 32V34H70L71 36H74L76 38V37H78V35H81V34L89 35V33H90L89 28L99 27V26L100 27L106 26V25L110 24L112 19L113 20H119L120 19L121 13H119V16L117 18H112L111 16H109V17H105V19H104V18H101V13L100 14L98 13V16H95L94 15L95 13L94 14L93 13L89 14L87 12H85V13L82 12L83 11L82 8L83 9L87 8V6L90 5V4H88V3H90ZM97 1H102V0H97ZM103 1L110 2L109 0H103ZM111 1H112V3H113V1H117L116 3L119 2V0H111ZM75 3L79 4V6L82 5L81 6L82 8L75 7V9H73V6H75ZM83 4H88V5H83ZM119 7H121V6H119ZM108 8H112V7H108ZM100 20H102V21H100ZM90 34H92V33H90ZM70 47H75V49L77 51H85L86 50L85 47H83L81 45H78V44H75V43L67 45V44H65V42H63V44H60V50H59V54L57 56V59H55V60L53 59L52 60V65H53V67H57V71H58L60 76L57 75L58 73L55 74L56 75L55 76L54 72L52 74H45V75L42 76V78L45 79V82L50 81L51 83L57 84V83H59V81L62 82L61 79H63L64 77L66 79L69 78L67 76L71 74L70 75L71 79H69V80L67 79V80L68 81L71 80L70 81L71 83H73V81H74V83H75L77 81L76 76L79 75V74L83 75L84 72L80 71V69L82 68V65L80 64V61L76 60L74 58L71 59V58H67L66 57L67 56L66 53L68 52V50H70V49H68ZM64 53H65V55L63 56ZM55 62L58 63V64H55ZM72 72H73V74H72ZM75 73H78V74L75 75ZM85 73H87V71H85ZM61 95L62 94H60V95L57 94V95H55V98H60V97L62 98ZM62 116H63V113H59V112H55L52 115H47L45 113V124H48L50 122L58 123L61 120ZM66 117H67L66 120H68V116L67 115H66Z\"/></svg>",
	"mask_w": 264,
	"mask_h": 264
}]
</instances>
